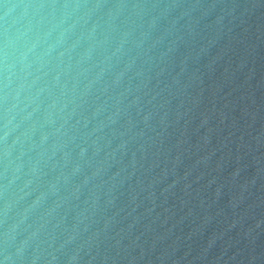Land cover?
Returning a JSON list of instances; mask_svg holds the SVG:
<instances>
[{"label": "water", "instance_id": "1", "mask_svg": "<svg viewBox=\"0 0 264 264\" xmlns=\"http://www.w3.org/2000/svg\"><path fill=\"white\" fill-rule=\"evenodd\" d=\"M0 264H264V0H0Z\"/></svg>", "mask_w": 264, "mask_h": 264}]
</instances>
